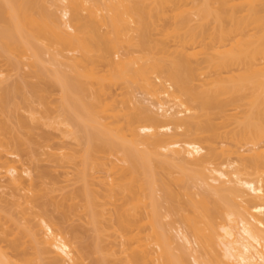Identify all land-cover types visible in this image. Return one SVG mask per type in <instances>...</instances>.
I'll return each instance as SVG.
<instances>
[{
    "label": "bare ground",
    "instance_id": "6f19581e",
    "mask_svg": "<svg viewBox=\"0 0 264 264\" xmlns=\"http://www.w3.org/2000/svg\"><path fill=\"white\" fill-rule=\"evenodd\" d=\"M0 57V179L24 218L0 209V264H89L94 254L93 264H264V0H0ZM22 60L61 91L62 135L85 142L63 212L83 214L95 232L78 250L47 215L52 200L25 178L22 140L3 138L11 113L28 129L17 111L40 97L42 85H25L34 96L23 97V83H9ZM107 84L127 90L113 99ZM217 137L219 151L206 143ZM64 153L52 154L74 164ZM160 209L172 219L162 222Z\"/></svg>",
    "mask_w": 264,
    "mask_h": 264
},
{
    "label": "rangeland",
    "instance_id": "374dc122",
    "mask_svg": "<svg viewBox=\"0 0 264 264\" xmlns=\"http://www.w3.org/2000/svg\"><path fill=\"white\" fill-rule=\"evenodd\" d=\"M46 1H48V0H46ZM51 2V3H50ZM55 2V1H54ZM55 5L52 1H49V3L47 4V2L45 3V5H44V7L45 6H47V7H45V9L47 8V9H50L48 12H50V11H54V10H56L57 9V4L55 5V6H53V5ZM94 7H95V5H94ZM96 8V10H99V8L97 9V7H95ZM52 9V10H51ZM94 9V8H93ZM101 9V8H100ZM102 9H103V7H102ZM104 10V13H105V9H103ZM100 11V10H99ZM85 12V11H84ZM97 13H98V17H99V14L101 13V12H98L97 11ZM60 14V13H59ZM85 14V13H84ZM87 15V14H86ZM100 16H101V14H100ZM91 21V20H90ZM88 23H90L89 21H88ZM100 24V23H99ZM98 24V25H99ZM89 25V24H88ZM91 25V24H90ZM98 25H97V27H98ZM101 25V27H99L101 30H102V32H103V26H105V25H103V24H100ZM103 25V26H102ZM93 26H95V21H94V25ZM96 28V27H95ZM106 28V27H105ZM89 29H91V27L89 28ZM93 29V28H92ZM105 30V29H104ZM100 31V30H99ZM155 38L159 41V43H161L162 41H163V39L165 38V36H164V34L162 33V34H157L156 36H155ZM125 49V48H124ZM122 50V53L123 52H125V50ZM126 50H127V48H126ZM120 51H121V49H120ZM69 53V52H68ZM72 53V52H71ZM71 53L70 54H68L69 56H73L74 54L76 55V52L74 53V54H72L71 55ZM78 53V52H77ZM122 53H120V54H122ZM140 52L138 51V53H136V55L137 54H139ZM113 54V53H112ZM135 54V53H134ZM46 55V54H45ZM78 55V54H77ZM48 54L44 57V59L46 58H48ZM114 56H116L115 54H113V57ZM122 55H120V57H121ZM50 57V56H49ZM59 57V56H58ZM115 59H117V61L119 60V58H117V56L116 57H114ZM77 59V58H76ZM26 60V59H25ZM25 60H22L23 62H21L20 64H23V66L22 67H19L21 70H19L18 69V71L16 70H14V71H11V72H9L10 74H11V76L10 75H8V74H6V75H8L9 76V78L8 79H10L8 82L9 83H12V84H14L16 81H18L19 82V85L21 86L22 84H20V83H23V87L24 88H22V91L24 90V89H26L27 88V86H28V84L30 83L31 84V82L35 85V83H37L36 85H42V88H41V90H38V94H39V96L40 97H36V95H35V97H34V99H33V103H29V99L27 100V102L29 103L28 104V106L30 105V104H32V106H34V107H31L32 108V110H34V114L35 115H37V118H38V116H41V117H39L40 118V120H42L41 122H40V120H39V118H38V120H37V122L36 121H31V120H36V118H34V119H32L33 117V113H31L32 111H28V109L30 108H28L27 109V106H26V103L27 102H25L24 103V99L23 100H20V98H22V97H20L19 99H17L16 101H17V104H18V102H19V100H20V102L21 103H24V106H23V104H22V108L20 109L21 111H17V113L18 112H20V114L22 115V118L23 117H25L26 118V120L29 122V126H27L28 127V129H20V127L18 126L19 125V121H18V117L17 116H19L18 114L17 115H15L16 116V118L14 117V115L11 113V115H13V116H11L10 115V117H11V119L8 121V119H9V116H6L7 117V119H5V120H7L8 122H6L7 124H8V126H10V129H11V131L9 130L8 132H10V133H8V134H5L4 135V137L3 138H6L8 141H10V140H12L11 142H13V139H15L17 136H19V138L22 140L21 141V143H19V147H17V149L16 150H20V151H17L18 153H19V156L18 157H15L16 159H18L19 160V165H23L25 168H27V169H29V171H28V175H25V178L29 181V182H33V184L38 188V189H42V191H43V193L47 196V198L50 200H52V203L50 204L49 203V205L47 206V210H48V212H47V215H49L50 217H52V219L54 220V222L55 223H59L58 224V227L60 228L61 227V230H63V232H64V234H65V236L66 237H68V239H70L71 241H73L72 243H73V246H74V248L76 249V250H78V249H81V248H83L82 246L83 245H87L88 243H90L91 241H92V235L94 234L95 235V232H94V230H93V228H92V226H91V224L89 225V224H86L87 223V221H86V219H84V218H87L86 216H84L83 214V216L81 215V213H80V215H79V213L77 212V213H73V214H71V216H70V218L69 219H63V212H64V203H65V201H66V199L68 200V198L70 197V195H71V193L79 186V182H77L78 181V178H77V176H76V168H74V167H76V165L78 164V166L77 167H79V165H80V163L82 162L81 161V159H83L82 157H80V151L79 150H81L82 149V146L84 147V145H85V142H83V145L81 144H78L79 142H77V140H76V138H74L73 136L71 137L70 135H67V133H63L64 135H62V130H64V129H66V126L64 125V127L62 126L61 127V124L59 125H57V122L56 121H58L60 118H59V112H60V110L61 109H59V108H61V102H60V98H61V91H59V89L58 88H56V86L54 87V86H51V87H53V88H49L48 86H47V84H46V87H48L47 89L45 88V86H43V83H44V81L46 82V80H44V79H42V78H44V77H42V76H46V72L44 73V74H42V76H41V78H40V76H39V73H38V75L36 74L37 72V70L39 69V67L38 68H36V69H31V68H34L33 66L32 67H29V65H27L28 64V62H26ZM59 60L60 61H65V59H61V58H59ZM73 61H77V60H74V58H73ZM72 60L70 61L69 60V62L71 63V65L72 66H74L72 63H74ZM102 61V60H101ZM97 61V59H96V62H99V64L97 65L96 63H95V65L97 66V67H95L96 69L98 68V66H99V69H97V70H99L100 71V73L102 72V74L104 75V74H106V73H104V72H107L106 70H107V68H108V65H106L108 62H107V60H105V61ZM3 62H5V61H3L2 60V57H0V68L1 67H3L4 68V63ZM100 62L101 63H103V64H100ZM107 62V63H106ZM78 63V62H77ZM40 64H42V63H40ZM39 64V66H42V65H40ZM27 65V66H26ZM93 65V64H92ZM21 66V65H20ZM56 66H59V64L57 63V65ZM65 66V65H64ZM63 65L61 66L60 65V69H62L63 70V68H64V70H67V71H71L70 70V68L72 67H64ZM6 67V66H5ZM76 67V66H75ZM78 67V66H77ZM103 68V69H101V68ZM107 67V68H106ZM42 68H43V66H42ZM59 67H57V69H58ZM66 68V69H65ZM79 68V67H78ZM105 69V70H104ZM34 70H36V71H34ZM41 70V69H40ZM39 70V71H40ZM59 70V69H58ZM74 71V70H73ZM24 73V74H23ZM33 73V74H32ZM108 73V72H107ZM25 74H26V76H25ZM28 75V76H27ZM30 75V76H29ZM70 75L71 76H74V75H72V73H70ZM22 76V77H21ZM24 76V77H23ZM25 77H27V78H25ZM46 78H47V81H48V77L46 76ZM25 80H26V82H25ZM42 80V81H41ZM163 80V79H162ZM30 81V82H29ZM38 81H39V83H38ZM40 82H42V84L40 83ZM17 83V82H16ZM15 83V84H16ZM110 83V82H109ZM159 83V82H158ZM14 84V85H15ZM33 84H31V85H33ZM87 84H88V86H90L89 85V80L87 81ZM86 84V85H87ZM91 84V83H90ZM93 84H95L94 82H93ZM96 84H98V83H96ZM96 84L95 85H93V88H95V87H99V86H96ZM116 84V83H115ZM120 84H122L123 85V83H120ZM25 85H26V88H25ZM49 85V84H48ZM92 85V84H91ZM105 85H106V83H105ZM132 85V84H131ZM134 85V84H133ZM107 86H109L108 84H107ZM138 85L136 84V85H134V86H130L129 87V90H131L130 91V94L132 93V90H133V88H134V93L136 92H138L137 93V95H134V93H132L133 95V97L134 96H137V97H141L142 95V93H139V86L137 87ZM38 87V88H39ZM91 87V86H90ZM90 87H89V89H90ZM110 88V91H111V94H110V97H111V95H112V93H113V99H120L122 96H123V93L125 94V91L127 90V89H125L124 88V86L122 87V86H120L119 84H117V85H114L113 84V86L112 85H110L109 86ZM122 87V88H121ZM132 87V88H131ZM31 88V87H30ZM28 89V91H30L31 89ZM87 88V87H86ZM92 88V89H93ZM36 89V88H35ZM43 89V90H42ZM45 89H46V91H45ZM77 90V89H76ZM88 90V89H87ZM94 90V89H93ZM95 90H97V89H95ZM108 90V89H107ZM25 91V92H24ZM23 92L24 93H26V94H20L21 96H23L24 97V95L26 96V97H29V95H30V93L33 95V93L30 91L29 93H27L26 92V90H24ZM33 91V90H32ZM39 91H41V92H39ZM110 91H108V92H110ZM74 92H76L75 91V89L73 90V93L71 94V96H73L72 97V100H74V99H76V98H74V95L73 94H75ZM85 92V91H84ZM83 92V93H84ZM87 92V97H88V95L90 94V91H86ZM92 92L93 91H91V94H92ZM96 92V91H95ZM35 93V92H34ZM82 93V94H83ZM135 93V94H136ZM109 94V93H108ZM129 94V95H130ZM31 95V96H32ZM77 95V94H76ZM115 95V96H114ZM18 96V95H17ZM30 96V97H31ZM34 96V95H33ZM80 96H81V94H80ZM107 96H109V95H107ZM42 97V98H41ZM60 97V98H59ZM77 97H78V95H77ZM83 97H84V95H83ZM105 97V96H104ZM42 99V100H45V101H42L41 100V102H40V100L39 99ZM74 98V99H73ZM85 98H86V96H85ZM84 98V99H85ZM90 98H91V95H90ZM31 99V98H30ZM31 99V100H32ZM83 99V98H82ZM88 98H86V100L85 101H91V99H88ZM78 99H76V101H77ZM112 100V99H111ZM15 101V102H16ZM89 101V102H90ZM20 102H19V105H21L20 104ZM73 102V101H72ZM75 102V101H74ZM88 102V103H89ZM132 103V102H131ZM137 103V102H136ZM57 104H59L60 105V107H59V105H57ZM130 104V103H129ZM133 104V103H132ZM138 104V103H137ZM171 104H173V102H170V105ZM142 104H140L139 106H141ZM25 106H26V108H25ZM31 106V105H30ZM133 107H134V104H133ZM181 107H178V106H175V109L176 110H179ZM18 109V110H19ZM48 109V110H47ZM139 109H140V107H138L137 108V106L134 108V109H132L133 110V112L135 111H139ZM128 110H130V109H128ZM132 110L130 111V112H132ZM181 110H184V108L183 109H181ZM37 112V113H36ZM30 113V114H29ZM15 114H16V112H15ZM61 114V113H60ZM20 115V116H21ZM98 116V115H97ZM13 117V118H12ZM31 117V118H30ZM100 117V116H99ZM20 118V117H19ZM43 118H46L47 120H48V122H50V123H48L47 122V124H44V122H45V120L43 119ZM101 118H103V117H101ZM17 119V120H16ZM58 119V120H57ZM97 119H98V117H97ZM46 120V121H47ZM50 120V121H49ZM61 120V119H60ZM111 120V119H110ZM53 121H55L56 123H54ZM103 121H105L104 120V118H103ZM218 121H220V120H218ZM27 122V123H28ZM221 122H222V120H221ZM221 122L219 123V122H217V120H216V123H218V126H220V124H221ZM148 123V122H147ZM52 125V126H50V125ZM53 124H56V125H53ZM223 124V123H222ZM221 124V127L223 126ZM26 125V124H25ZM48 125V126H47ZM21 126V125H20ZM26 127V126H25ZM30 127V128H29ZM221 127H220V129H221ZM22 128V127H21ZM59 128H63L62 130L61 129H59ZM17 134V135H16ZM7 135V136H6ZM207 135H208V133H207ZM6 136V137H5ZM49 136V137H48ZM69 136H70V138H69ZM18 138V137H17ZM16 138V139H17ZM18 138V140L20 141V139ZM14 140L15 141V143L17 142V140ZM49 139V140H48ZM222 142H224V139H223V137H217L216 139H212V141H208V142H206V143H211L214 147H217V151H219V149H221L222 147L223 148H225V145H223L222 144ZM18 144V143H17ZM21 144V145H20ZM219 147V148H218ZM19 148V149H18ZM66 149V150H65ZM85 149V147L83 148V150ZM56 151H57V153H58V156L59 155H61L62 156V152H63V154H65L64 152H66V154H68L67 152L68 151H70V153L69 154H71V152L72 153H74L73 154V156H74V161H73V163L74 164H72L71 163V165H69L70 163H68L67 164V160H65V164H64V161H63V163H62V161L61 162H59L60 160H58L59 158L57 157V156H53L54 154H52L53 152H55L56 153ZM82 151V150H81ZM221 151V150H220ZM50 152H52V153H50ZM83 153H84V151H83ZM52 157H51V156ZM57 155V154H56ZM98 155V154H97ZM105 155V154H104ZM72 156V155H71ZM72 156V157H73ZM83 156V155H82ZM98 156H102V154H99ZM107 156V155H106ZM56 157L58 158V159H56ZM70 157V156H69ZM72 157H70V159H73ZM102 157H105V156H102ZM96 158H97V156H96ZM99 158V157H98ZM101 158V157H100ZM111 158V157H110ZM110 158H108L109 160H110ZM112 158H114V156L112 157ZM111 158V159H112ZM55 160H57L56 162H55ZM91 160H92V156H91ZM97 160H99V159H97ZM102 160H103V158H102ZM104 160H106V157H105V159ZM109 160H107V161H109ZM113 160V159H112ZM100 161V160H99ZM57 162H59V163H57ZM89 162H90V160H89ZM60 163H61V165H60ZM58 164V165H57ZM63 164V165H62ZM60 165V166H59ZM76 173V174H75ZM75 174V175H74ZM6 178V177H5ZM1 178L0 179V185L1 184H3L5 187H0V207H2V208H0L1 210L4 208L5 209V211H6V209L9 211V209L11 210L12 208L11 207H13V209H14V206L11 204V202H13V200H14V198H15V196H13L14 194H13V190L10 188V187H8L7 185H8V179L6 178ZM79 183V184H78ZM178 187V186H177ZM179 188V187H178ZM193 189V190H192ZM192 189H188V190H186V191H188L189 193H190V191H191V193L190 194H194V193H192V192H194L195 190H194V188H192ZM179 190H181L182 192H184L185 193V190L183 189V188H180ZM72 191V192H71ZM71 192V193H70ZM162 192L160 191H158V194H161ZM183 193V194H184ZM70 194V195H69ZM162 195V194H161ZM45 196V197H46ZM189 196L190 195H183V197H182V199L183 198H185L184 200H185V202L188 200V198H189ZM194 197H195V195H193ZM188 197V198H187ZM197 197V200L198 201H200V200H202L201 198V196H196ZM195 197V198H196ZM48 199H44V200H48ZM187 199V200H186ZM165 200V199H164ZM59 203V205H58V207H57V204ZM63 204L62 206H61V204ZM67 203V202H66ZM66 203H65V205H66ZM75 205L76 204H78V200H76L75 202ZM163 203H166V202H164L163 201ZM75 205H74V207H75ZM79 205V204H78ZM78 205H76V207H78ZM168 205V204H167ZM162 206H164V204L162 205ZM165 206H166V204H165ZM162 208H164V207H162ZM12 209V210H13ZM37 209V208H36ZM12 210H11V213L10 214H13L14 213V216H15V220H16V218L18 219V220H20V219H24L23 218V214H20L19 212H18V210H20V208L19 209H16L15 208V210H17V211H15V210H13V212H12ZM37 210H39V209H37ZM161 211L160 212H162V214H161V216H163V220H162V222H164L165 223V221L166 222H168V221H170L171 219H172V216L170 217L169 215H168V213H166L167 211H166V209H160ZM8 211H6V212H8ZM166 211V212H165ZM2 213H4V215L5 214H8L9 215V213H5V212H2ZM77 214V215H76ZM164 214H167L168 216H166V215H164ZM12 216V215H11ZM11 216H9V217H11ZM13 216V217H14ZM7 217V216H6ZM31 219H32V217H30ZM30 218H28V219H30ZM9 219V218H8ZM36 219L37 218H35V222H37L36 221ZM39 219V218H38ZM60 219V220H59ZM13 219H11L10 221H12ZM13 220L12 221V223L14 224V225H12V227H14L15 226V223L14 222H21V220L20 221H18V220ZM219 220V218L217 219V221ZM22 221H24V220H22ZM30 222H32V220L30 221ZM34 222V219H33V222H32V224H31V226H35L34 224H36ZM11 223V224H12ZM34 223V224H33ZM29 224V225H30ZM176 226V225H175ZM178 226V225H177ZM176 226V227H177ZM92 228V229H91ZM93 230V231H92ZM77 231H79L78 233H77ZM173 232L176 234V231L175 230H173ZM76 233V234H75ZM76 235H77V237H76ZM79 237V238H78ZM112 237H114V236H112ZM111 237V238H112ZM78 238V239H77ZM108 239V240H114L115 238H112V239ZM91 239V241H89ZM118 240V239H117ZM89 241V242H88ZM115 241V240H114ZM179 241V240H178ZM107 242H109V241H106V243ZM180 242H181V240H180ZM179 242V243H180ZM110 243V242H109ZM181 243H183V242H181ZM1 244L3 245H5V244H7V242H1ZM105 244V243H104ZM29 249V248H28ZM10 251V250H9ZM11 252V251H10ZM178 253H179V251H177ZM43 256H48V255H43ZM51 256V255H50ZM49 256V257H50ZM49 257L48 258H46L47 260H49ZM98 258V257H97ZM96 254H94V256H92L90 259H87V262L90 264V263H92V261H96ZM95 259V260H94ZM46 260V261H47ZM94 263V262H93ZM92 263V264H93Z\"/></svg>",
    "mask_w": 264,
    "mask_h": 264
}]
</instances>
